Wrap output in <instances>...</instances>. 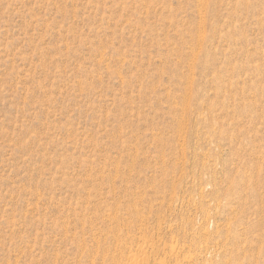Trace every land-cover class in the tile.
<instances>
[{"label": "rangeland", "instance_id": "rangeland-1", "mask_svg": "<svg viewBox=\"0 0 264 264\" xmlns=\"http://www.w3.org/2000/svg\"><path fill=\"white\" fill-rule=\"evenodd\" d=\"M129 259L264 264V0H0V264Z\"/></svg>", "mask_w": 264, "mask_h": 264}, {"label": "bare ground", "instance_id": "bare-ground-1", "mask_svg": "<svg viewBox=\"0 0 264 264\" xmlns=\"http://www.w3.org/2000/svg\"><path fill=\"white\" fill-rule=\"evenodd\" d=\"M203 27L205 28V26H203ZM204 37H205V36H204ZM200 44H201V43H200ZM198 51H199V50H198ZM196 55H197V54H196ZM198 55H199V54H198ZM193 78H194V77H193ZM192 83H193V82H192ZM188 90H189V89H188ZM191 93H192V92H191ZM235 189H236V188H235ZM246 193H247V192H246ZM238 206H239V205H238ZM223 207H224V206H223ZM239 212H240V211H239ZM245 212H246V211H245ZM249 214H250V213H249ZM230 216H231V215H230ZM233 231H234V230H233ZM245 231H246V230H245ZM241 243H242V242H241ZM153 247H154V246H153ZM193 247H194V246H193ZM230 247H231V246H230ZM195 249H196V248H195ZM228 249H229V248H228ZM233 253H234V252H233ZM130 254H131V253H130ZM135 255H136V254H135ZM135 255H134L133 258H135V259H136V258L139 259L138 257H140V256H138V255H140V254L137 255L138 257H136ZM131 256H132V254H131ZM226 256H227V255H226ZM184 257H185V256H184ZM129 258H130V256H129ZM188 261H189V260H188ZM227 261H228V260H227ZM127 262H128V264H138L139 261H134V259H129V261H127Z\"/></svg>", "mask_w": 264, "mask_h": 264}]
</instances>
